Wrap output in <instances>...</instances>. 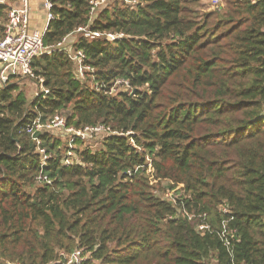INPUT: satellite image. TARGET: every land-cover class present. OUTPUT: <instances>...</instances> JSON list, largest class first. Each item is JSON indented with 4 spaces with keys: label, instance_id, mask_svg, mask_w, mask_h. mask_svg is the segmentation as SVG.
Returning a JSON list of instances; mask_svg holds the SVG:
<instances>
[{
    "label": "trees",
    "instance_id": "1",
    "mask_svg": "<svg viewBox=\"0 0 264 264\" xmlns=\"http://www.w3.org/2000/svg\"><path fill=\"white\" fill-rule=\"evenodd\" d=\"M50 1L51 52L33 61L50 93L0 87V264H67L77 250L76 264H264V0H110L92 19L89 0ZM66 47L94 68L84 80ZM57 113L112 133L93 151L40 131L42 167L26 128ZM163 180L183 185L177 205ZM202 214L213 232L197 229Z\"/></svg>",
    "mask_w": 264,
    "mask_h": 264
},
{
    "label": "built area",
    "instance_id": "2",
    "mask_svg": "<svg viewBox=\"0 0 264 264\" xmlns=\"http://www.w3.org/2000/svg\"><path fill=\"white\" fill-rule=\"evenodd\" d=\"M19 5H13L10 7L7 21L4 24V31L2 37H0V87H4L9 84L14 79H34L37 81L39 88L35 93V97H46L50 91L47 87L44 86V78L36 76L33 69V61L37 56H40L44 53H50V48L45 46L44 37L46 31L50 25V22L54 20L55 15L52 11L53 3L50 0H44V7L46 11V25L43 30H29L30 24V11H31V0H18ZM110 0H89L90 4V18L92 19L96 11L106 2ZM211 5H214V8L219 7L223 0H211ZM8 0H0V4L7 5ZM87 31L85 27H80L77 31ZM94 34L104 35L107 40L115 41L116 39L121 38L123 33H98ZM67 37L63 39L62 42L58 43V47H65V42ZM67 48V47H66ZM71 54V58L75 61L76 64V75L80 80H84L88 72H94V68L85 63V54L83 51H73L71 49H65ZM121 83H126V81L119 80L117 85ZM116 85V86H117ZM116 91V88H113L110 93ZM51 131L54 133L63 134L66 139L72 141L74 137L86 140L92 139L95 137L102 136L106 133H112L110 127L99 124V125H87L84 127H74L67 124V118L62 113H57L49 119H43L42 115L39 114L33 123L29 124L26 128L27 134L32 138V140L37 145V151L42 155L41 166L43 167L49 158V155L46 152V149L42 146V141L39 138L38 133L40 131ZM77 156L74 151H68L65 154L64 162L67 165H72L75 162H78ZM149 171H152L150 168ZM37 182L40 184H51V179L47 175L41 174L37 178ZM153 182H156L154 180ZM170 182V181H169ZM183 185H178L175 189H171L169 197L171 199H165L172 204L177 205L179 200L177 193ZM173 191V192H172ZM189 219H194L195 215L189 214L186 211H182ZM199 223L197 224V229L205 232H213L212 227L206 222V214L199 215ZM233 231H228L223 234V241L225 245L231 248V241L233 240ZM83 259L82 253L80 250L75 251L72 255L68 257L67 264H76ZM11 264H20V263H11Z\"/></svg>",
    "mask_w": 264,
    "mask_h": 264
},
{
    "label": "rangeland",
    "instance_id": "3",
    "mask_svg": "<svg viewBox=\"0 0 264 264\" xmlns=\"http://www.w3.org/2000/svg\"><path fill=\"white\" fill-rule=\"evenodd\" d=\"M212 1L211 0H203L201 1V8L202 10H209V9H215L214 8V5L212 6L211 5ZM46 25V18H45V23L43 25V27L41 28V30L44 29ZM15 80V79H14ZM19 86L21 87L22 90H24L27 94V97H29V99H32L35 97V93L37 92V89L39 88V85L37 83L36 80L34 79H20L19 81ZM119 85H117L118 87ZM120 89V88H117V90ZM59 134V133H58ZM62 138H63V142L65 141L66 137L62 134H59ZM100 136L99 137H95V138H92V139H86L84 141V144H82L80 147H90L91 150L93 151H96L98 149H100L102 147V142L100 141ZM67 151L65 150L64 154H66ZM150 171H148L149 173ZM157 182V181H156ZM154 182V183H156ZM171 184L169 181L167 180H163L162 183H161V190L158 191V193L164 197L165 199H171L169 197V194L171 193ZM173 192V191H172Z\"/></svg>",
    "mask_w": 264,
    "mask_h": 264
},
{
    "label": "crops",
    "instance_id": "4",
    "mask_svg": "<svg viewBox=\"0 0 264 264\" xmlns=\"http://www.w3.org/2000/svg\"><path fill=\"white\" fill-rule=\"evenodd\" d=\"M7 4L11 6L19 5L18 0H8ZM46 11L44 7V0H31L30 24L29 30L41 29L45 23Z\"/></svg>",
    "mask_w": 264,
    "mask_h": 264
}]
</instances>
